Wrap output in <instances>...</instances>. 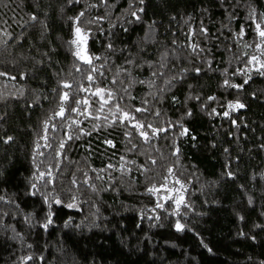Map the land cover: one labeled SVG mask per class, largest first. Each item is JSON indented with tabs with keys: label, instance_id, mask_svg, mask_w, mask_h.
Segmentation results:
<instances>
[{
	"label": "trees",
	"instance_id": "obj_1",
	"mask_svg": "<svg viewBox=\"0 0 264 264\" xmlns=\"http://www.w3.org/2000/svg\"><path fill=\"white\" fill-rule=\"evenodd\" d=\"M257 23L264 0H0V264H264Z\"/></svg>",
	"mask_w": 264,
	"mask_h": 264
},
{
	"label": "snow or ice",
	"instance_id": "obj_2",
	"mask_svg": "<svg viewBox=\"0 0 264 264\" xmlns=\"http://www.w3.org/2000/svg\"><path fill=\"white\" fill-rule=\"evenodd\" d=\"M81 15H83V13H81ZM32 19H35V17H33ZM77 20L79 19V17L76 18ZM256 30L258 32V35L261 37V39H264V30H261V25L259 23L256 24ZM75 38L73 40H71L69 43L73 44L76 46V51L74 53V55L80 59L82 62L84 63H90V58L88 55H86L87 52V34L82 32V29L80 27H76L75 28V33H74ZM257 47H259V45H257ZM257 60L256 57H252V61ZM249 61V62H252ZM262 67H264V65H261ZM79 70V69H78ZM93 71H95V69H93ZM0 75H4V73H0ZM89 80L92 79L91 76L88 77ZM247 82V81H246ZM227 83V81L225 82ZM233 87H236L235 85H232ZM65 88L70 87L69 84H64ZM102 89H98L97 90V95L100 94V92H102ZM109 96H111V93H109ZM62 101H67L68 100V93H64V95L61 97ZM84 103H87V101H84ZM229 107H233V108H240L243 107V105L241 104H236V105H229ZM78 109H72V111H77ZM137 112L141 111V109H136ZM65 113V108L63 106H61L60 111L56 113L57 116L59 117H63ZM225 115H228V113L226 112ZM129 118L128 113H124V119L127 120ZM73 123H76V121H73ZM47 127V125H46ZM133 127H137L139 129V127H142V125H133ZM156 129H153V133H155ZM186 131V130H185ZM141 135L145 138V140L148 139V135L145 132H141ZM110 143V142H109ZM61 148H63V142L60 145ZM44 173H41V176H43ZM50 175V173H49ZM75 183V181H73ZM177 183H179V181H177ZM33 187H35V185H33ZM149 192H155L158 191V189H156L155 187L148 189ZM57 204L60 203L59 200L56 201ZM181 203H183V197L181 196L180 198H178L176 200V204L177 206H179ZM69 207H73V205H68ZM157 207H162V205L157 204ZM182 225L177 223L176 228L178 231L182 230Z\"/></svg>",
	"mask_w": 264,
	"mask_h": 264
}]
</instances>
